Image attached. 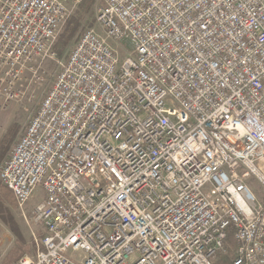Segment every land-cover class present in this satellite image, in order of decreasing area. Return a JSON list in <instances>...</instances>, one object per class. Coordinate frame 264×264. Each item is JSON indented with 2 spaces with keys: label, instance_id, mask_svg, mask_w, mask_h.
<instances>
[{
  "label": "built area",
  "instance_id": "obj_1",
  "mask_svg": "<svg viewBox=\"0 0 264 264\" xmlns=\"http://www.w3.org/2000/svg\"><path fill=\"white\" fill-rule=\"evenodd\" d=\"M80 2L0 0V108ZM96 21L0 164L20 208L44 193L12 264H264V0H101Z\"/></svg>",
  "mask_w": 264,
  "mask_h": 264
},
{
  "label": "rangeland",
  "instance_id": "obj_2",
  "mask_svg": "<svg viewBox=\"0 0 264 264\" xmlns=\"http://www.w3.org/2000/svg\"><path fill=\"white\" fill-rule=\"evenodd\" d=\"M82 2L83 0L73 7L66 21L59 29L52 46L55 56L46 57L34 63L36 72L42 77L39 83L30 87L29 91L24 95V99L22 98V100L19 101H11L4 109L0 108V157L3 156L0 164L10 153L12 147L23 133L30 116L35 113L39 103L45 95V92L51 86L53 79L59 70V63L57 61L67 58V55L74 46L79 34L84 29H94L96 32L104 36L101 26L96 21V14L101 5V0H94L93 4L88 9L81 6ZM71 17H75L77 19V24L79 25L75 31V36L71 43L67 44L65 47L60 46V49L57 50L56 44L61 33L65 29V25H67L68 20L69 18L71 19ZM109 42L112 45H116V43H112L110 40ZM25 76L29 79L31 73L28 72ZM250 187L254 194L261 199L262 203H264L263 188L255 181L250 183ZM7 191L11 197L9 203L3 201V203L1 202L2 204H0V264L5 260L7 261V257L10 255L14 246L16 239L15 226L18 229L19 235L30 244L23 255L33 256V259H35L34 254L36 251V243L42 238L44 228L40 223H33L31 218L33 216L32 211L35 205L43 200V190L40 186H37L24 208H20L16 204L11 192L9 190ZM226 255L227 254L218 252L211 260L213 264H225L227 262ZM16 260L11 261L9 264H12Z\"/></svg>",
  "mask_w": 264,
  "mask_h": 264
},
{
  "label": "trees",
  "instance_id": "obj_3",
  "mask_svg": "<svg viewBox=\"0 0 264 264\" xmlns=\"http://www.w3.org/2000/svg\"><path fill=\"white\" fill-rule=\"evenodd\" d=\"M94 0H83V2L81 3V6L83 8H89L92 4H93ZM73 21V22H72ZM78 24H77V19L75 17H71V19L69 18L67 25H65V29L64 31L61 33V36L56 44V49L59 50L60 46H66L67 44L71 43V41L74 38V34L75 31L78 28ZM3 159V156L0 157V161ZM9 190L5 185H3L0 181V204L4 202H8L10 201V196L8 194ZM11 192V190H9ZM12 194V192H11ZM13 195V194H12ZM2 202V203H1ZM2 206V205H1ZM18 233V234H17ZM15 234H16V239H15V243L14 246L10 252V255L7 257V261H3L2 264H9L11 263V261L18 259L20 256H22L23 254H25L24 252L27 251V247H29L30 244H28L20 235L18 232L17 227L15 226ZM227 241L231 244H233L231 237H228ZM229 254L226 255V260L227 262L225 264H227L229 262L230 256H228ZM225 257V256H224Z\"/></svg>",
  "mask_w": 264,
  "mask_h": 264
}]
</instances>
